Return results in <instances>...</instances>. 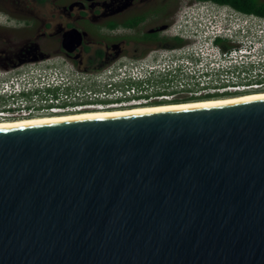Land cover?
Segmentation results:
<instances>
[{
    "label": "water",
    "instance_id": "water-1",
    "mask_svg": "<svg viewBox=\"0 0 264 264\" xmlns=\"http://www.w3.org/2000/svg\"><path fill=\"white\" fill-rule=\"evenodd\" d=\"M0 264H264V99L0 129Z\"/></svg>",
    "mask_w": 264,
    "mask_h": 264
},
{
    "label": "flooded vegetation",
    "instance_id": "flooded-vegetation-1",
    "mask_svg": "<svg viewBox=\"0 0 264 264\" xmlns=\"http://www.w3.org/2000/svg\"><path fill=\"white\" fill-rule=\"evenodd\" d=\"M35 1L39 3L38 0ZM47 1L49 0H45L44 3ZM206 2L210 1L97 0L91 3L85 0H75L64 5L61 8V15L68 20L66 26L62 22L45 24V29L39 36L40 40L47 39L57 42L59 52H61L64 33L75 27L72 20L85 24L87 29L94 26L98 28V35L84 31L82 28L79 29L88 34L80 50L72 54L63 50L62 54L67 58L68 63L78 72L87 75L89 79L93 76L97 80L106 81L114 78L123 70H131L140 72L143 80L127 84L138 89V93L132 98L125 100L87 99L84 101L85 107L82 110L56 115L102 109H124L126 106L136 107L133 102L139 103L137 106H162L214 99L223 100L242 94L264 92V80L252 78L223 81L219 85L208 88L176 90L167 87L174 80L181 79L180 74L186 67L197 68L203 62H208L213 58L214 51L207 50L208 54H205L201 47V21L204 16L210 19L215 17L209 10L204 9L203 4ZM74 3L80 4L70 10V6ZM229 42V47L215 45L223 53L242 46L241 43ZM88 47L91 48L90 52L87 51ZM97 51L100 54L98 57H96ZM33 60L34 58H31L27 61L28 63L37 62L39 58L37 61ZM90 71H101V74L90 75ZM237 71L240 73L246 70L234 69L231 72ZM254 85L259 86L254 87ZM46 116L53 115H40L34 118Z\"/></svg>",
    "mask_w": 264,
    "mask_h": 264
},
{
    "label": "built area",
    "instance_id": "built-area-1",
    "mask_svg": "<svg viewBox=\"0 0 264 264\" xmlns=\"http://www.w3.org/2000/svg\"><path fill=\"white\" fill-rule=\"evenodd\" d=\"M211 8L204 6L209 11ZM244 16V20L239 23L233 20L230 26L214 25L215 17L204 16L200 24L201 39L206 43V50L214 51L213 58L197 68L186 67L183 73L221 82L249 78L264 80V18L252 14ZM219 38L242 46L223 53L215 45ZM234 69L246 71L231 72ZM140 75L138 71L123 70L106 81V89L110 91L100 92L88 89L86 76L73 68L65 56L43 58L12 70H0V122L80 111L87 99L132 98L138 89L127 84L143 80ZM116 84L119 85L117 88Z\"/></svg>",
    "mask_w": 264,
    "mask_h": 264
},
{
    "label": "rangeland",
    "instance_id": "rangeland-1",
    "mask_svg": "<svg viewBox=\"0 0 264 264\" xmlns=\"http://www.w3.org/2000/svg\"><path fill=\"white\" fill-rule=\"evenodd\" d=\"M73 1L75 0H49L44 4H39L35 0H0V70H12L18 68L19 66L28 63V59L34 57H38L39 60H41L40 58L64 56L59 52V44L57 42L47 39L40 40L39 36L40 33L44 31L45 24L62 22L64 26H66L68 20L61 15V8ZM211 9L212 10L209 12L215 16V18H213L214 25L223 24V26H230L233 20L239 23V21L244 20L245 17V14L239 13L227 6H217L215 8L212 7ZM72 23L76 28H82L84 31L89 32L85 24L76 23L74 20H72ZM90 28L91 26L89 29ZM95 29L91 28L93 31ZM231 43L234 42L231 41ZM205 45L206 43L201 39L202 51H204L205 54H208ZM10 56L16 58L13 64L5 61L7 57ZM84 68L85 67H83V69ZM89 74L99 75L101 74V71H90ZM180 75L181 79L179 80L181 81L174 80L173 83L167 87L176 90H188L194 88H208L221 83V81L214 78L204 80L203 77L185 75L184 73ZM85 76L86 85L89 86L88 89L90 88L93 91L96 90L100 92H103L104 90L107 91V80H97L93 78V76H90L89 79L87 75ZM106 100L116 99L108 97ZM131 107L134 106H126L124 108Z\"/></svg>",
    "mask_w": 264,
    "mask_h": 264
},
{
    "label": "bare ground",
    "instance_id": "bare-ground-1",
    "mask_svg": "<svg viewBox=\"0 0 264 264\" xmlns=\"http://www.w3.org/2000/svg\"><path fill=\"white\" fill-rule=\"evenodd\" d=\"M264 99V92L260 93H250L245 95H240L238 97H231L223 100H209L204 102H190L185 104H170V105H162V106H134L131 108L124 109H115V110H99V111H90V112H81L74 114H66V115H53L46 117H38L31 119H23V120H15V121H7L0 122V129L6 128H15V127H24L38 124H48V123H58V122H66V121H75V120H84V119H94V118H106V117H116V116H124V115H135V114H143V113H151V112H160V111H168V110H176V109H184V108H192V107H200V106H208V105H217V104H225V103H233V102H241V101H249V100H257Z\"/></svg>",
    "mask_w": 264,
    "mask_h": 264
},
{
    "label": "trees",
    "instance_id": "trees-1",
    "mask_svg": "<svg viewBox=\"0 0 264 264\" xmlns=\"http://www.w3.org/2000/svg\"><path fill=\"white\" fill-rule=\"evenodd\" d=\"M39 3H44L45 0H38ZM201 1H210L212 3H215L218 6H227L239 13L242 14H248V15H257L260 17L264 18V1L261 0H201ZM91 28H96L94 26H92ZM91 28H88V31L98 35V28L95 29L94 31L91 30ZM215 44L217 45H223L224 47H229V40L226 39H217ZM87 51L90 52L91 48L88 47ZM60 53H64L63 50L61 49ZM96 57H98L99 51L96 52ZM16 58L10 56L7 57V59L5 61H7L10 64H13Z\"/></svg>",
    "mask_w": 264,
    "mask_h": 264
},
{
    "label": "clouds",
    "instance_id": "clouds-1",
    "mask_svg": "<svg viewBox=\"0 0 264 264\" xmlns=\"http://www.w3.org/2000/svg\"><path fill=\"white\" fill-rule=\"evenodd\" d=\"M203 5H206V6H209V7H217L218 5H216L215 3H212V2H206V3H204ZM222 7V6H221ZM224 7H226V6H224ZM119 85L118 84H116V88L118 87ZM111 89H107V91H110Z\"/></svg>",
    "mask_w": 264,
    "mask_h": 264
}]
</instances>
